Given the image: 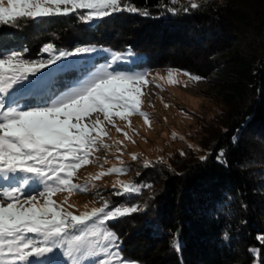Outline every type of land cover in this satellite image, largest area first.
Returning <instances> with one entry per match:
<instances>
[{
	"label": "trees",
	"instance_id": "16d2710c",
	"mask_svg": "<svg viewBox=\"0 0 264 264\" xmlns=\"http://www.w3.org/2000/svg\"><path fill=\"white\" fill-rule=\"evenodd\" d=\"M199 5L185 13L190 5L172 0H130L150 15L124 11L85 23L72 14L0 25V33L5 48H26L31 58L46 43L105 46L140 55L137 67L178 68L211 80L222 109L198 148L172 151L167 162L141 169L134 181L152 185L134 194L144 210L108 226L124 256L139 264H264L258 239L264 234V0ZM166 7L180 11L173 15ZM220 150L226 155L218 161ZM109 191L113 204L133 197ZM146 220L155 227H145Z\"/></svg>",
	"mask_w": 264,
	"mask_h": 264
},
{
	"label": "snow or ice",
	"instance_id": "6c2138e0",
	"mask_svg": "<svg viewBox=\"0 0 264 264\" xmlns=\"http://www.w3.org/2000/svg\"><path fill=\"white\" fill-rule=\"evenodd\" d=\"M199 7L190 2L182 11ZM165 10L173 15L180 11L175 7ZM124 11L150 15L147 9L141 12L130 6V0H0V25L16 27L21 21L72 14L91 23ZM4 40L0 33V264H139L122 255L118 235L106 225L141 212L142 207L113 204L97 192L102 205L76 213L70 210L74 205L68 204L67 197L58 202L53 196L58 192H90L89 184L95 188L94 182L102 177L128 171L122 160L120 166L104 169L96 153L105 151V163L113 148L123 155V149L117 147L122 141L109 143L108 126L131 140L116 125V119L130 125V116L138 114L150 125L148 113L142 110L150 74L119 70L118 62L134 55L130 51L94 46L64 50L46 43L36 58H31L26 48H5ZM98 51L110 55L102 66L82 67L86 62L70 59ZM63 75L76 78L67 82L61 79ZM184 75L194 81L202 79L186 71ZM167 82H178L173 69L168 70ZM131 155L133 160L139 159L137 154ZM225 155L220 150L217 160ZM207 158L201 156L200 160ZM93 163L102 170L83 183L75 182L78 170ZM152 163L145 159L143 167ZM151 187L150 183L117 180L111 191L114 196L125 197ZM145 227L154 228L155 224L146 220ZM223 239H228L227 233ZM258 239L264 241V234ZM174 246L180 249L179 240Z\"/></svg>",
	"mask_w": 264,
	"mask_h": 264
},
{
	"label": "rangeland",
	"instance_id": "374dc122",
	"mask_svg": "<svg viewBox=\"0 0 264 264\" xmlns=\"http://www.w3.org/2000/svg\"><path fill=\"white\" fill-rule=\"evenodd\" d=\"M205 1L207 0H176L174 5L179 7L183 4L190 5V2L200 4ZM94 47L114 51L105 46ZM129 51L132 52L131 50H125L122 53ZM132 53L134 55L129 57L128 60L118 62V67L119 70L131 69L133 71H145L150 74L148 76L150 83L144 89L146 94L143 97L142 104V110L148 113L150 118V125H146L144 118L138 114L130 116V125L124 120L116 119V125L127 132L131 140L126 139L123 133L117 132L115 127L108 126L111 137L109 143L114 140L122 141L123 143L117 145V147L123 149V155L116 152V149L113 148L107 153L106 163L104 162V150L96 153V155L100 157V163L103 164L104 169L113 165L120 166L122 160L124 165L128 167V171L122 174L113 173L102 177L100 180L94 182L97 185L95 188H92V185L89 184L88 187L91 188L90 192H74L72 194L58 192L53 196V199L58 202H62L67 197L68 204L74 205L70 209L73 212L78 213L90 210L93 207H100L103 200L95 195V193L99 192L100 196L106 200V196L110 193L109 189H111L112 184L117 180L135 182L133 176L144 168L143 162L145 159L152 161V166L155 165L154 168H156L159 166L157 162H167L172 151H179L184 147H189V145L193 146L190 147L192 150H196L200 139L203 137L204 128L209 125L211 119L219 114L222 109L220 96L215 94L220 89L216 88L211 80H191L189 76L184 75L185 70L178 68L137 67L135 63L139 61L140 55ZM70 59L86 62L81 65L82 67H90L93 64L102 66L110 60V55L109 52L98 51L94 54ZM169 69L174 70V79L178 81L177 83L170 84L167 82ZM160 77H164V79ZM75 78L74 75H63L61 77L62 80L67 82H71ZM133 153L138 155V160L132 159L131 154ZM116 156H120V159H116ZM101 170L99 164H89L78 170V179L75 182L83 183L89 175H94ZM130 196H133L132 200L128 204H125V206L132 204L140 206L135 200L136 196L134 194ZM106 226L113 231L108 226V223ZM122 255L124 256L123 251Z\"/></svg>",
	"mask_w": 264,
	"mask_h": 264
}]
</instances>
